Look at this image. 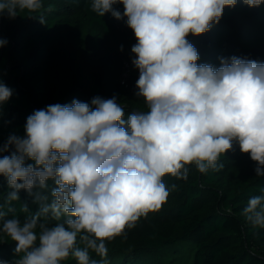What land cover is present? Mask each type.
Segmentation results:
<instances>
[{"label": "clouds", "instance_id": "obj_1", "mask_svg": "<svg viewBox=\"0 0 264 264\" xmlns=\"http://www.w3.org/2000/svg\"><path fill=\"white\" fill-rule=\"evenodd\" d=\"M243 3L257 7L264 0ZM117 4L123 14L113 7ZM236 4L91 0L98 16L127 18L137 41L131 47L139 71L135 95L148 110L134 111L125 120L115 96H96L91 104L73 100L34 110L25 134L8 136L0 152L11 154L0 158V176L11 191L0 203V219L15 212L12 202L22 189L39 209L23 222L3 220L0 233L15 242L18 258L0 264H63L69 257L76 264H108L106 242L126 236L166 203L171 191L163 181L166 175L187 180L191 165L202 174L220 171V157L234 142L256 162V175L264 176V62L232 56L221 57L218 68L198 65V51L187 39L208 32L225 7ZM41 8L42 0H0V14L10 19L18 11ZM7 43L0 39V47ZM12 94L0 83V105ZM50 180L55 187L49 202L42 190ZM21 210L28 213L27 204ZM243 215L264 228V195L250 197ZM50 220L58 223L50 225Z\"/></svg>", "mask_w": 264, "mask_h": 264}, {"label": "trees", "instance_id": "obj_2", "mask_svg": "<svg viewBox=\"0 0 264 264\" xmlns=\"http://www.w3.org/2000/svg\"><path fill=\"white\" fill-rule=\"evenodd\" d=\"M113 7L123 14L122 4ZM126 20L111 13L98 16L91 0H42L37 12L18 11L14 19L0 14V39L8 42L0 47V83L13 91L0 105V146L12 133L23 136L27 117L52 104H91L96 96H115L125 109V120L134 111H147L143 98L135 95L138 69L132 64L122 77L123 63L134 57L131 47L137 42ZM187 39L198 51V65L218 68L221 57L232 56L264 62V3L249 7L237 0L235 7H225L208 32ZM10 154L0 152V158ZM218 163L224 165L220 171L206 174L188 166L187 180L166 175L163 181L171 189L166 203L126 230L121 245L108 249V264H188L180 241L193 250L190 264H264V228L254 227L243 215L250 197L264 195V176L256 175V162L235 142ZM53 187L50 180L42 190L49 202ZM10 191L0 176V203ZM18 195L12 202L15 212L0 219V226L4 219L23 222L38 211L25 190ZM14 247L15 242L0 233V260L17 259ZM63 264L76 261L69 257Z\"/></svg>", "mask_w": 264, "mask_h": 264}, {"label": "rangeland", "instance_id": "obj_3", "mask_svg": "<svg viewBox=\"0 0 264 264\" xmlns=\"http://www.w3.org/2000/svg\"><path fill=\"white\" fill-rule=\"evenodd\" d=\"M121 236L116 237L114 240L110 241V242H106V246L108 247V249H111V247H116L117 245H121L122 241H120ZM180 247H182L184 249V254H185V259L188 260V264H190L191 262V258H192V252L193 250H190V245H188L187 241H180L179 242Z\"/></svg>", "mask_w": 264, "mask_h": 264}, {"label": "built area", "instance_id": "obj_4", "mask_svg": "<svg viewBox=\"0 0 264 264\" xmlns=\"http://www.w3.org/2000/svg\"><path fill=\"white\" fill-rule=\"evenodd\" d=\"M133 58H129V59L125 60L124 63H123V69H124V72L122 74L123 79L126 77L128 71L130 70Z\"/></svg>", "mask_w": 264, "mask_h": 264}]
</instances>
